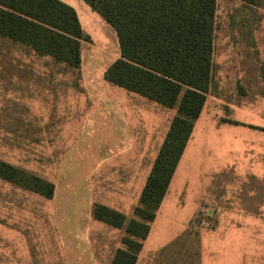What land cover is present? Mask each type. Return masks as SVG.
<instances>
[{"label": "rangeland", "instance_id": "rangeland-1", "mask_svg": "<svg viewBox=\"0 0 264 264\" xmlns=\"http://www.w3.org/2000/svg\"><path fill=\"white\" fill-rule=\"evenodd\" d=\"M62 1L89 37L78 70L0 53V160L55 188L44 199L0 183V264H109L125 231L91 208L133 218L176 114L107 83L114 30L82 0ZM213 63V94L150 224L155 264H264L263 6L217 0Z\"/></svg>", "mask_w": 264, "mask_h": 264}, {"label": "trees", "instance_id": "trees-1", "mask_svg": "<svg viewBox=\"0 0 264 264\" xmlns=\"http://www.w3.org/2000/svg\"><path fill=\"white\" fill-rule=\"evenodd\" d=\"M114 30L119 57L104 80L176 109L133 208V218L102 204L92 217L124 229L110 264H135L210 92L217 0H82ZM263 6L264 0H240ZM0 36L78 70L83 32L77 12L61 0H0ZM236 124V122H232ZM0 180L45 199L54 185L0 160Z\"/></svg>", "mask_w": 264, "mask_h": 264}, {"label": "crops", "instance_id": "crops-1", "mask_svg": "<svg viewBox=\"0 0 264 264\" xmlns=\"http://www.w3.org/2000/svg\"><path fill=\"white\" fill-rule=\"evenodd\" d=\"M62 1V0H61ZM63 2V1H62ZM65 3V2H64ZM67 4V3H66ZM6 48H8V49H6ZM13 48H16V49H18L19 50V52L21 51V52H29V53H31V54H33L34 56H36V57H42V58H49V57H46V56H39V55H37V53H35L33 50H31L29 47H27V46H24V45H21V44H18V43H15V42H13V41H11V40H9V39H7V38H3V37H1L0 36V53H4V52H6V54H7V57H6V59H4L6 62H8L9 60H12V61H14L17 65H18V63L16 62V60L17 61H19V59L15 56H13ZM1 49H6V50H1ZM10 55V56H9ZM49 59H51V58H49ZM52 60V59H51ZM53 61V60H52ZM20 62V61H19ZM53 63H55V64H61V63H57V62H55V61H53ZM19 65H23V63H19ZM213 65H214V63H213ZM27 66V65H26ZM69 69V68H68ZM214 78V77H213ZM213 80V79H212ZM213 85L211 86V90H210V92L206 95V100L213 94L212 93V90H213ZM206 102V101H205ZM204 107V106H203ZM166 108V107H165ZM170 109V108H169ZM201 114V113H200ZM175 116V115H174ZM173 116V117H174ZM200 116V115H199ZM172 117V118H173ZM172 118H171V120H172ZM171 120H170V122H171ZM170 122H169V124H170ZM226 122H230V123H232V122H236V124L237 123H239V122H237V121H232V120H227ZM168 127H169V125H168ZM194 129V128H193ZM168 130V129H167ZM193 133V132H192ZM191 136H192V134H191ZM165 137V136H164ZM191 138V137H190ZM190 140V139H189ZM189 142V141H188ZM188 144V143H187ZM187 147V146H186ZM186 149V148H185ZM185 151V150H184ZM184 153V152H183ZM157 156V155H156ZM154 162V161H153ZM8 163V162H7ZM10 164V163H9ZM153 164V163H152ZM14 166V165H13ZM152 167V166H151ZM151 170V169H150ZM149 175V174H148ZM146 181V180H145ZM0 183H5V184H8V185H10V186H12V187H15V186H13V185H11V184H9V183H7V182H4V181H2V180H0ZM170 185V184H169ZM144 186V185H143ZM17 188V187H16ZM169 188V187H168ZM18 189H20V188H18ZM20 190H22V189H20ZM22 191H24V190H22ZM142 191V190H141ZM25 192H28V191H25ZM28 193H31V192H28ZM167 193V192H166ZM33 194V193H32ZM34 195H36V194H34ZM166 195V194H165ZM38 196V195H37ZM8 201H9V198L5 195L4 196ZM39 197H41V196H39ZM165 197V196H164ZM41 198H43V197H41ZM45 199V198H44ZM163 200H164V198H163ZM163 202V201H162ZM161 205H162V203H161ZM160 205V206H161ZM105 206V205H104ZM108 207V206H107ZM110 208V207H109ZM160 208V207H159ZM112 209V208H111ZM114 210V209H113ZM159 210V209H158ZM117 211V210H116ZM119 212V211H118ZM158 212V211H157ZM121 213V212H120ZM156 216H157V213H156ZM155 219H156V217H155ZM154 219V220H155ZM154 222V221H153ZM151 233V225H150V231H149V234ZM149 234H148V236H149ZM148 236H147V238L143 241V245H142V248H141V250H140V252L138 253V255H137V260H136V263L135 264H143V262H144V264H155L154 263V260H153V262H151V259L153 258V257H156L157 256V254H159V251L157 252V250H154V249H152V247H147V242H148ZM118 247H116V249H117ZM116 249L114 250V252H113V254H112V256H111V259H112V257H113V255H114V253H115V251H116ZM111 261V260H110ZM110 264V263H109Z\"/></svg>", "mask_w": 264, "mask_h": 264}]
</instances>
